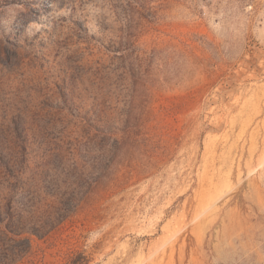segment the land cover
I'll list each match as a JSON object with an SVG mask.
<instances>
[{
    "label": "rangeland",
    "instance_id": "rangeland-1",
    "mask_svg": "<svg viewBox=\"0 0 264 264\" xmlns=\"http://www.w3.org/2000/svg\"><path fill=\"white\" fill-rule=\"evenodd\" d=\"M146 1L0 0V218L86 201L22 264H264V0Z\"/></svg>",
    "mask_w": 264,
    "mask_h": 264
},
{
    "label": "trees",
    "instance_id": "trees-1",
    "mask_svg": "<svg viewBox=\"0 0 264 264\" xmlns=\"http://www.w3.org/2000/svg\"><path fill=\"white\" fill-rule=\"evenodd\" d=\"M137 4L141 7H145L146 0H135ZM128 11H133L135 8L129 3ZM132 29V26L129 27ZM127 33L123 36V40L128 44L129 49L133 50L135 44V37L137 35H131ZM86 201H80L73 209L69 208L67 213L62 217H54L53 210L58 207L56 204H50L47 201H39L38 203H33L32 207L35 208L34 211L30 209H24L26 205L18 203V207L14 203L9 204V211L6 217L0 218V253L6 249L7 243H11L10 250L5 253L4 258L1 259L0 264H22V262L29 256L32 255V238L37 237L41 240L51 237L56 233L60 226L65 224L74 213L80 209L81 205ZM77 204V203H76ZM56 205V206H55ZM32 209V210H33ZM22 210L25 213H21ZM28 214V215H26ZM40 214L41 216H36ZM51 216V217H49ZM38 217V218H37ZM47 217V223H42L39 218ZM30 224H33L28 228ZM48 224V225H47ZM25 234L29 237H25ZM2 256V255H1ZM3 257V256H2ZM87 257L83 253H77L75 255H70L68 262L71 264H87Z\"/></svg>",
    "mask_w": 264,
    "mask_h": 264
},
{
    "label": "clouds",
    "instance_id": "clouds-1",
    "mask_svg": "<svg viewBox=\"0 0 264 264\" xmlns=\"http://www.w3.org/2000/svg\"><path fill=\"white\" fill-rule=\"evenodd\" d=\"M63 0H52L51 11L47 14H43L41 19L56 16H70L72 14V7H61ZM0 11H3L0 9ZM118 9L116 7V0H111V3L107 9L100 7H93L92 4L84 5V15L86 17L84 21L85 28L92 36L101 34L104 30V25L111 24L117 17ZM79 15V13H78ZM36 22H31L26 28V32L29 28H32ZM40 29L37 27L36 32ZM36 32H31L30 35H35Z\"/></svg>",
    "mask_w": 264,
    "mask_h": 264
}]
</instances>
